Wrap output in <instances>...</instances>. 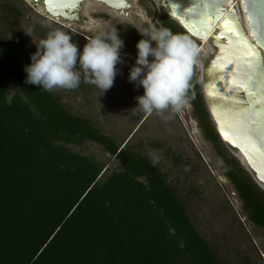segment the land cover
<instances>
[{
	"label": "trees",
	"instance_id": "obj_1",
	"mask_svg": "<svg viewBox=\"0 0 264 264\" xmlns=\"http://www.w3.org/2000/svg\"><path fill=\"white\" fill-rule=\"evenodd\" d=\"M18 48L0 34V264H225L147 157L71 113L56 93L25 83ZM192 73L194 116L264 230V193L224 149ZM86 142L115 157L119 170L68 149Z\"/></svg>",
	"mask_w": 264,
	"mask_h": 264
},
{
	"label": "rangeland",
	"instance_id": "obj_2",
	"mask_svg": "<svg viewBox=\"0 0 264 264\" xmlns=\"http://www.w3.org/2000/svg\"><path fill=\"white\" fill-rule=\"evenodd\" d=\"M233 2L238 3V0ZM130 4L131 10L121 12L92 0H83L78 5L77 15L90 23L82 27L80 22L47 15L40 2L0 0V34L19 46L21 60L29 65L36 45L52 30L70 35L82 51L97 33L116 28L125 42L121 50L125 63L117 65L123 74L117 75L113 87L103 94L95 86L82 82L75 90L54 93L67 110L90 119L103 135L121 148L126 145L151 163L156 158L153 165L179 192L192 225L225 264H264V230L256 227L244 210L228 178V167L215 146L204 137L192 105L188 103L179 112L169 109L163 114L148 115L134 110L136 97L142 96L144 91L142 87L137 91L128 81L129 71L135 65L136 45L145 39L141 35L145 30L161 28L164 16L145 0H132ZM17 33L21 36L14 35ZM182 37L194 50L199 46L194 40ZM192 67L198 80L194 62ZM9 88L14 92L16 85L9 82ZM68 149L105 164L109 173L120 168L115 157L94 143L86 142Z\"/></svg>",
	"mask_w": 264,
	"mask_h": 264
},
{
	"label": "water",
	"instance_id": "obj_3",
	"mask_svg": "<svg viewBox=\"0 0 264 264\" xmlns=\"http://www.w3.org/2000/svg\"><path fill=\"white\" fill-rule=\"evenodd\" d=\"M78 1L48 0L49 12L57 18L58 11ZM103 1L119 7L114 0ZM190 6L186 8L190 10ZM210 14L213 20L209 22L200 10L190 13L189 25L182 22L201 41L207 38V46L213 49L208 57L201 58L202 67L197 69L200 90L221 143L233 157L239 154L243 158L241 167L262 189L264 0H238L231 13L218 6ZM213 27L215 31L210 34Z\"/></svg>",
	"mask_w": 264,
	"mask_h": 264
},
{
	"label": "clouds",
	"instance_id": "obj_4",
	"mask_svg": "<svg viewBox=\"0 0 264 264\" xmlns=\"http://www.w3.org/2000/svg\"><path fill=\"white\" fill-rule=\"evenodd\" d=\"M135 65L128 74L129 83L143 95L136 97L137 107L144 114L179 112L189 103L188 91L196 52L189 42L167 28H152L141 33ZM125 42L116 28L102 30L89 39L82 51L73 38L61 30L48 32L39 41L24 67L25 83L42 91L75 90L82 82L95 86L103 94L113 87L124 65L121 50ZM157 162L153 159V164Z\"/></svg>",
	"mask_w": 264,
	"mask_h": 264
},
{
	"label": "flooded vegetation",
	"instance_id": "obj_5",
	"mask_svg": "<svg viewBox=\"0 0 264 264\" xmlns=\"http://www.w3.org/2000/svg\"><path fill=\"white\" fill-rule=\"evenodd\" d=\"M35 4H38L39 2L41 3V6L45 10L46 14L53 16L49 12V4L48 0H31ZM47 1V3H46ZM96 3H100L101 5L107 7L108 9L111 10H118V11H123L125 12L126 10H131L132 6L130 4V1L132 0H114L117 2L119 7H113V5L107 3L106 1L103 0H92ZM149 4L153 5L159 13H161L164 16V19L161 20V28H167V29H172L175 31L178 35L180 36H186L195 42L199 44L197 48L195 49L196 55L198 54L199 48L202 47V42L199 38H197L195 35L190 33L185 27L183 26L182 22L185 24L189 25L190 23V13H195L196 11L200 10L201 12L206 15L207 22L210 20H213L210 10L215 9V7H221L227 11L228 7L223 6L220 4L219 0H145ZM83 2V0H79L75 5H68L65 6L62 12L58 11L57 17H61L63 19H67L68 21H77L80 22L82 27H84L86 24H89L90 21L87 20L85 17H82L79 19V15H77L78 11V5ZM190 3V10H188L187 4ZM229 3H233V6H235L237 3L233 2V0H229ZM235 3V4H234ZM186 4V6H185ZM218 4V5H217ZM192 7V8H191ZM196 7V8H195ZM67 13V15H66ZM180 16L177 18L178 15ZM176 15V16H175ZM191 27V26H190ZM194 29V27H192ZM133 35V31H130ZM139 37L137 38V40Z\"/></svg>",
	"mask_w": 264,
	"mask_h": 264
},
{
	"label": "bare ground",
	"instance_id": "obj_6",
	"mask_svg": "<svg viewBox=\"0 0 264 264\" xmlns=\"http://www.w3.org/2000/svg\"><path fill=\"white\" fill-rule=\"evenodd\" d=\"M43 1H45V0H43ZM219 2H220L221 5L228 7V9L226 11L227 14H229V13H231L233 11V9H234L233 3H229V0H219ZM66 15H67V13H66ZM214 31H215V27H213L211 29L210 34L213 33ZM201 42H202V47L199 48L198 54L196 55V57L194 59V64H195L197 69H200L202 67L203 60L201 58L208 57L209 54L211 53V51H213V49H211L209 46H207V43H206L207 42V38L206 39L205 38L202 39ZM235 157H236V159L238 161H240L244 165L243 158L239 154H235ZM262 189L264 190L263 186H262Z\"/></svg>",
	"mask_w": 264,
	"mask_h": 264
}]
</instances>
